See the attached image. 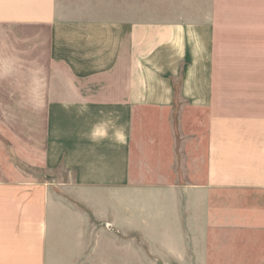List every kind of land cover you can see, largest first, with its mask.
<instances>
[{"label": "crops", "instance_id": "obj_1", "mask_svg": "<svg viewBox=\"0 0 264 264\" xmlns=\"http://www.w3.org/2000/svg\"><path fill=\"white\" fill-rule=\"evenodd\" d=\"M96 1L0 0V27L47 35L28 75L61 84L38 96L42 138L7 158L66 170L72 194L108 211L133 193L159 225L204 239L208 196L264 198V0ZM189 158H206L202 183ZM22 176L0 181V264H50L58 196Z\"/></svg>", "mask_w": 264, "mask_h": 264}, {"label": "rangeland", "instance_id": "obj_2", "mask_svg": "<svg viewBox=\"0 0 264 264\" xmlns=\"http://www.w3.org/2000/svg\"><path fill=\"white\" fill-rule=\"evenodd\" d=\"M46 38V34L39 37L14 27H0V181L19 180L25 174L46 181L54 189L58 197L49 214V250L62 257L50 259V264H264L263 196H208L211 210L203 239L190 228L159 225L150 209L143 210L145 204L141 211L133 193L124 194L122 204L114 203L108 211L101 194H72L66 170L40 169L38 159L7 158L22 148L23 139L42 138L45 114L38 107L43 100L38 96L47 86L61 85L50 78L40 83L38 75H28L34 70L39 74L43 67ZM13 56L17 60L8 62ZM250 70L261 76V68ZM199 146L203 156V137ZM205 159L189 158L191 183L204 181ZM254 217L259 222L255 226Z\"/></svg>", "mask_w": 264, "mask_h": 264}]
</instances>
